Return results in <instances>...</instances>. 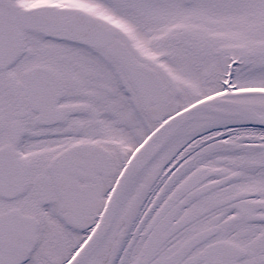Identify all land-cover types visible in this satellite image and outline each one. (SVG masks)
<instances>
[{
    "label": "snow or ice",
    "instance_id": "obj_1",
    "mask_svg": "<svg viewBox=\"0 0 264 264\" xmlns=\"http://www.w3.org/2000/svg\"><path fill=\"white\" fill-rule=\"evenodd\" d=\"M0 264H264V0H0Z\"/></svg>",
    "mask_w": 264,
    "mask_h": 264
}]
</instances>
